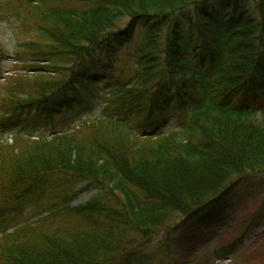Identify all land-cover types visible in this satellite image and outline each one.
<instances>
[{"label":"trees","instance_id":"trees-1","mask_svg":"<svg viewBox=\"0 0 264 264\" xmlns=\"http://www.w3.org/2000/svg\"><path fill=\"white\" fill-rule=\"evenodd\" d=\"M246 1L26 0L19 45L0 44V77L19 71L0 81V132L79 99L107 109L71 135L0 145L4 199L24 185L58 211L1 241L0 264H124L264 175V0ZM78 182L99 195L71 209Z\"/></svg>","mask_w":264,"mask_h":264},{"label":"rangeland","instance_id":"rangeland-1","mask_svg":"<svg viewBox=\"0 0 264 264\" xmlns=\"http://www.w3.org/2000/svg\"><path fill=\"white\" fill-rule=\"evenodd\" d=\"M249 2L247 8L250 10L252 4ZM10 3L8 5L5 0H0V44L7 51L15 50L20 40L15 10L22 7L24 2L11 0ZM10 62V59H6L4 67ZM100 104L99 101H93L94 107L84 114L75 110L66 118L59 116L54 121L67 125L72 118L82 117L81 121L95 119L104 109ZM45 122L49 128L42 131L50 134L52 120L48 118L42 124ZM92 196L82 194L72 206L83 205ZM1 211L9 214L8 205ZM215 213L216 222L206 218L202 224H188L175 233L169 244V259L175 264H264V176L249 177L232 185L225 200L215 207ZM10 217L13 218V215ZM28 218L29 223H35L42 216L32 218L29 213ZM20 225L21 221L12 227ZM154 248L155 245L151 243L146 252H152Z\"/></svg>","mask_w":264,"mask_h":264}]
</instances>
